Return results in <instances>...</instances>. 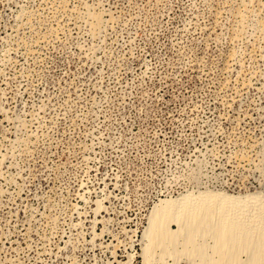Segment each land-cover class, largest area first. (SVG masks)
Listing matches in <instances>:
<instances>
[{"label": "rangeland", "instance_id": "obj_1", "mask_svg": "<svg viewBox=\"0 0 264 264\" xmlns=\"http://www.w3.org/2000/svg\"><path fill=\"white\" fill-rule=\"evenodd\" d=\"M211 191L264 198V0H0V264H145Z\"/></svg>", "mask_w": 264, "mask_h": 264}, {"label": "bare ground", "instance_id": "obj_2", "mask_svg": "<svg viewBox=\"0 0 264 264\" xmlns=\"http://www.w3.org/2000/svg\"><path fill=\"white\" fill-rule=\"evenodd\" d=\"M144 243L145 264H264V198L211 191L162 201Z\"/></svg>", "mask_w": 264, "mask_h": 264}]
</instances>
